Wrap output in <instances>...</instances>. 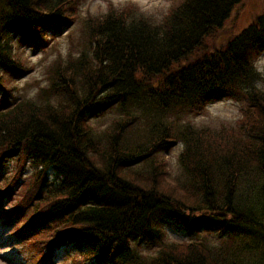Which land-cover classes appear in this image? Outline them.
Returning a JSON list of instances; mask_svg holds the SVG:
<instances>
[{
	"label": "trees",
	"instance_id": "trees-1",
	"mask_svg": "<svg viewBox=\"0 0 264 264\" xmlns=\"http://www.w3.org/2000/svg\"><path fill=\"white\" fill-rule=\"evenodd\" d=\"M80 3L0 0V170L33 168L0 178V199L25 245L41 264L66 243L89 264H264V0L236 32L243 0H172L160 14L109 2L84 16ZM72 22L78 50L16 101L30 65L12 38L45 47ZM220 96L240 105L235 124L190 121ZM177 141L171 179L162 151ZM165 219L194 238L167 240Z\"/></svg>",
	"mask_w": 264,
	"mask_h": 264
},
{
	"label": "rangeland",
	"instance_id": "rangeland-1",
	"mask_svg": "<svg viewBox=\"0 0 264 264\" xmlns=\"http://www.w3.org/2000/svg\"><path fill=\"white\" fill-rule=\"evenodd\" d=\"M171 1L172 0H81L78 10L81 16L88 13L98 14L105 10L109 2L117 6H123L130 2L139 11L160 14V12L166 10L170 6ZM242 4L243 5L239 6L237 13L233 16L235 25L234 27H230V29H234L233 32L240 30L246 25L256 13L260 12L262 7L261 0H243ZM75 24L76 23L73 25V22L71 24L69 23L63 32L55 35L54 38H49L45 48L22 44L17 36L12 38V43L21 54V57L29 63L28 65H32V69L29 73L22 77L16 76V79L13 81V85L16 86L15 89H17L16 93L18 94L15 100L34 97L37 90L36 82H38L40 86L48 84L44 77V69L48 63L58 55L65 57L71 48L72 53L78 50L77 41L79 39V26L75 27ZM229 35L230 34L226 33L223 34L220 40L223 42ZM70 41L73 42V45H71ZM254 59L255 67L262 72L264 70V51L256 55ZM259 86L264 89V81L259 82ZM239 108L240 105L232 99H219L214 102H209L206 105L205 112L194 115L190 118V121L195 125H201L208 121L214 123L223 121L233 125L240 115ZM114 115H116L115 110L112 108L108 109L101 115L94 117L92 123L97 130H101L108 125ZM182 146V142L177 141L162 151V155L167 161L171 179L181 173V168L178 163V154ZM21 166H23L22 173L24 175L30 173L33 169L29 162H22ZM15 167L16 160L15 158H11L1 170V176H4L6 173H8L6 175L11 174L15 170ZM49 181H55L51 171H49ZM2 205L5 206L4 211L10 208L7 202H3ZM15 225V221L11 222L10 217L0 216V264H35L37 260H33L32 250L25 245L22 237L19 238L12 234V230L16 227ZM162 227L169 240L187 241L194 238L193 234L171 219H165ZM144 247L148 246L144 245ZM85 250V246H77L70 243L60 247L54 246L50 258L52 259V264H88V262L83 261L77 263L76 261L77 256Z\"/></svg>",
	"mask_w": 264,
	"mask_h": 264
}]
</instances>
